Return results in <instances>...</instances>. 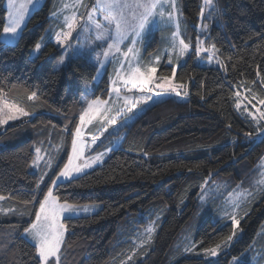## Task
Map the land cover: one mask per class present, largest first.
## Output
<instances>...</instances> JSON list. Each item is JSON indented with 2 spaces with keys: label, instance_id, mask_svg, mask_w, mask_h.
Returning <instances> with one entry per match:
<instances>
[{
  "label": "trees",
  "instance_id": "1",
  "mask_svg": "<svg viewBox=\"0 0 264 264\" xmlns=\"http://www.w3.org/2000/svg\"><path fill=\"white\" fill-rule=\"evenodd\" d=\"M179 1L185 22L181 34L190 46L174 76L176 85L184 86L179 88L183 93L178 98L141 103L120 115L97 137L98 149L111 136H120L118 147L103 163L54 185L53 195L60 202L102 205L96 213L64 219L66 233L58 264H230L252 249L253 243L260 245L259 257L264 256V194L238 220L235 230L231 220L213 218L208 212L201 216L199 211L203 183L225 182L230 190L249 188L255 165L264 154V139L255 140L263 122L257 124L250 118L255 108L248 103L264 111L258 103L264 99V0H213L222 24L206 26L200 33L203 0ZM55 4L56 0H44L30 14L15 43L0 40V96L27 108L34 114L32 123L56 126L68 142L82 109V85L93 79L96 68L75 57L55 69L60 50L51 41L37 57H30ZM5 13L4 0H0V34ZM197 34L202 48L214 46L219 64L196 63ZM172 69L161 64L159 73L170 75ZM108 85L104 75L95 95L105 98ZM240 91L245 92L244 106L238 108ZM33 92L36 98L29 100ZM31 120L26 116L0 126V138ZM30 135L29 131L26 139L0 148V195L5 197L0 201V209L5 210L0 211V264H40L35 246L22 231L32 222L52 178L36 197L37 175L29 169L34 158ZM14 207L19 214L8 212ZM192 221L199 224L191 250L176 254L171 248ZM149 227H153L151 239L137 246L140 233ZM229 236L234 241L217 257L189 254L193 249L202 253L228 243Z\"/></svg>",
  "mask_w": 264,
  "mask_h": 264
},
{
  "label": "rangeland",
  "instance_id": "2",
  "mask_svg": "<svg viewBox=\"0 0 264 264\" xmlns=\"http://www.w3.org/2000/svg\"><path fill=\"white\" fill-rule=\"evenodd\" d=\"M43 1L44 0H15V3L18 6L21 4L26 6L24 18L21 21L20 26L17 28L16 33H5L4 28L6 26H10V7L9 0H4V6L6 9L5 24L0 34V40L7 44L15 43L19 37L21 29L25 26L28 17L35 9L41 6ZM65 4L76 6L65 8ZM95 4L96 0H80L79 4H76V0H56L55 5L57 9L50 14L49 24L45 28L44 34L37 42L41 44V48L37 50L34 46L29 53L30 57H37L47 42L51 41L60 50V54L54 63L55 69L64 67L68 61L75 57H81L95 65L96 69L93 79L83 83L81 89L80 103L82 105V109L79 114L76 128L78 125L80 126V144L83 148V155L79 159L74 160V163L83 165L98 154L104 153V155L101 160L93 163L91 167L84 168L80 173H74V178L102 164L110 152L118 147L120 136L114 135L105 142L103 147L97 149L96 146L97 143H99L97 142V137L104 130V128H106L111 123L113 118L116 119L120 115L128 112V108L131 107V103L143 101L148 97H151V99L147 100V103H152L160 101L169 96H175L177 98L181 96V93H183V90L181 89H178L179 95H177L176 92L171 91L168 88L162 89L157 87V85L164 82V77L170 78L173 84H177L174 79L175 74H173V71L170 75H167L165 73L160 74L159 69L161 64L172 66L177 69V67L186 60L190 52V47L183 56L178 55L177 51H173V33H178L176 41L178 44L179 39H183V34H181L182 31H185V22L183 23L181 20L183 18V14L181 12L180 1L174 0V7L171 5L166 6L165 16L163 19L157 15L154 17V22H151L146 27L145 33L143 34L141 40L135 45L137 50L135 53L129 54L127 58L124 56L123 53L126 52L128 47L132 44L131 39H128L122 44L119 53L110 54L107 58H105L103 55V49L108 47L109 41L101 42L96 40V29L94 23L90 22L88 19L89 12L93 10ZM169 12H171L173 15V19L170 21L167 19ZM103 15V13L97 10L93 16V21L100 23L105 28H107L109 26L103 19ZM65 16H74L75 28L72 30V35L70 36L69 41H66L65 44L62 45L59 44V40L63 39V33L69 31L67 25L64 22ZM221 24L220 10L215 5L213 0H203L197 32H203L206 26L209 28V25L221 26ZM184 42L187 43L185 40ZM198 42L199 47L201 48V53L199 56L196 55V63L202 65H210L211 63L219 64L218 57L213 49L202 48V38L199 34L195 36L194 40L196 47L198 46ZM97 52H100L99 59H97ZM195 54H197L196 49ZM204 55L207 56L205 59L203 58ZM101 61H103V64H101ZM151 67H155L157 71L153 74V80L150 84L142 85L139 83L138 78L134 79V73L137 69L143 72L147 68ZM104 75H107L109 85L106 97L101 98L99 95H95L94 92L100 79ZM158 93L160 95H157ZM237 94H239L238 103L241 105L240 107H243L244 102L242 99L245 97V92L240 91L237 92ZM125 98H127L130 103L126 104ZM90 103H92L93 109L95 111L92 113L91 119L86 117L85 121L82 122L80 119L81 114L89 108ZM248 103L255 108L253 112L250 111L252 114L250 115V118H252L257 124L263 122V125L258 129V131L264 130V119L253 118L254 116L258 118L260 112L264 111L260 110L259 106L252 103L250 100H248ZM139 104L141 103H138L137 105ZM4 105H13V103L6 101L0 96V107H3ZM16 106L28 113L27 119L31 120V118L34 116V114H30L27 108L19 107L18 105ZM23 117L26 116H20L19 118ZM10 121L12 120H9L8 122ZM4 125L5 124H2L0 126ZM76 128L71 133L70 141L67 142L65 134H62V131L56 128V126L54 127L53 124L43 127L39 123H32L31 120L16 126L9 131V135L0 138V148H4L11 145L12 142L17 143L18 141L26 139L30 131L32 145L34 148V158L29 165V169L37 175V181L40 180L41 176L44 177L43 181L40 182L39 188L36 184V197L50 178L52 179L48 189L50 187L53 189L54 185L52 181L57 178V174L68 162V157L72 153V139ZM257 139L258 138L256 135L255 140ZM37 149L40 150V160L34 164L33 161H35L37 158ZM109 149L111 150L108 151ZM65 153H67L65 162L62 167L56 171V168ZM49 159L52 160L51 167L48 166ZM255 169L256 173L251 181L252 186L249 188H242L238 186L235 189L230 190L227 188L228 186L225 182L212 181L207 184L203 183L201 185V192L199 194V211L201 212V216L208 212L210 214L212 213L213 218H215L217 215V217H225L232 221L233 208L229 203L230 194L235 195L238 192L247 191L248 193H251V195L246 199H242L241 205L236 211V219L240 220L243 215L249 211L251 204L255 203L264 194V184L260 183L261 180H264V154L256 163ZM70 179L72 178L61 177L57 183ZM48 189L45 191L44 196L47 194ZM44 196L41 200H43ZM201 197H203V199H201ZM35 201L36 198L31 203L32 209L34 207ZM58 203L64 204L65 202L58 201ZM68 204L79 206L81 211L65 213L61 215L60 221L63 224L65 218L93 214L98 212L102 207L101 203L97 202L86 204ZM29 206L30 204L26 205V208ZM84 206H88L91 210L89 212H84L82 210ZM39 207L40 202L35 210L32 222L36 219V212L39 210ZM214 207L216 208V211L214 210ZM17 210L18 209L14 207L13 209L8 210V212L19 214ZM195 219L197 220V216ZM199 221H192L189 223V225L182 232L183 234H180L181 236L172 246L171 251L174 249L176 254L179 252H188L186 249H190L189 246L194 243L193 238ZM146 230L147 229L140 233L141 237L139 243H136L137 246H141L143 244L141 243V240L144 241L145 239H148V233ZM261 232H264V226L261 229ZM65 233L66 226L64 229V236ZM22 236L33 245L35 244L32 237L25 234L24 230L22 231ZM234 239L235 237H233L228 243L218 244L220 247L218 248L216 256H211L205 252L200 253V250L194 249L192 250L193 252L191 251L189 254L214 258L217 257L221 251L228 248ZM253 244L254 245L252 246V249L250 248L251 250L248 249L240 256L233 258L230 264H242L245 261L256 264L260 260L264 261V256L259 257L262 255V251L259 250L260 245L257 246L256 243ZM261 248H263V246H261Z\"/></svg>",
  "mask_w": 264,
  "mask_h": 264
},
{
  "label": "snow or ice",
  "instance_id": "3",
  "mask_svg": "<svg viewBox=\"0 0 264 264\" xmlns=\"http://www.w3.org/2000/svg\"><path fill=\"white\" fill-rule=\"evenodd\" d=\"M80 0H76V4H79ZM167 5L174 7V0H96V4L93 7V10L89 12L88 19L90 22L94 23L96 29V40L104 42L109 41L108 47L103 49V55L107 58L110 54L119 53L121 50L122 44L131 39L132 44L128 47V50L124 52V56L127 58L129 54L135 53L137 50L135 45L141 40L143 34L145 33L146 27L154 22V17L159 15L162 19L165 16V9ZM75 7L76 5L65 4V8ZM10 7V26L4 28L5 33H16L17 28L20 26L21 21L24 18V12L26 6L21 4L17 5L15 0H9ZM103 13V19L107 22L108 26L105 28L100 23L93 21V16L96 11ZM167 19L170 21L173 19L171 12L168 13ZM64 22L67 25L69 31L63 33V39L59 40V44H65L66 41H69L70 36L72 35V30L75 28L74 16H65ZM178 33H173V51H177L178 55L183 56L185 52L189 49V44L185 43L183 39H179L177 44ZM70 46V45H69ZM35 48L39 50L41 44L37 43ZM214 50V46H213ZM197 56L201 53V48L196 47ZM97 59L100 57V52H97ZM63 62V61H62ZM103 64V61H101ZM157 71L155 67L147 68L145 71L141 72L139 69L134 73V79L138 78L139 83L150 84L153 80V74ZM173 74L176 72V68L172 69ZM163 83L157 85L159 88H168L171 91H174L179 95L178 89L184 87L181 85L173 84L171 79L168 77L163 78ZM157 95H160L159 93ZM36 98V93L33 92L29 95L28 99L33 100ZM151 97L146 98L143 101H137L131 103V107L128 108V111L131 112L132 109L137 107L138 103H147V100ZM237 99H239V94H237ZM125 102L130 103V101L125 98ZM261 105H264V99L259 101ZM241 105L238 103L237 107ZM95 110L93 109L92 103L89 104V108L86 109L81 114V121L84 122L85 118H92V113ZM259 111V110H257ZM28 113L23 109L18 108L16 105H4L0 107V125L6 124L9 120H16L20 116H27ZM102 115V114H101ZM249 115H252L249 113ZM254 119H264V112H260L259 117H253ZM111 123L115 124L116 121L113 118ZM81 131L80 126L78 125L75 133L73 134L72 139V153L68 157V162L57 174V178L52 181L53 185L57 184V181L63 178H74V173H80L86 167H91V165L103 158L104 153L98 154L95 157H92L88 162L83 165L74 163V160L79 159L83 155V148L80 144ZM258 139H264V130H260L257 133ZM109 149L108 151H110ZM37 158L33 163H37L40 160L39 152L37 149ZM146 155V153H145ZM48 166H52V160L49 159ZM44 177L41 176L40 180L37 181V187L39 188L40 182L43 181ZM261 184H264V180L260 181ZM53 189L50 187L47 194H45L43 200L40 201L39 210L36 212V219L24 229L25 234L32 237L35 242L34 246L36 253L38 254L40 264H52V259L55 258L57 264L60 258L61 244L64 239V224L60 221V216L65 213L79 212L81 208L77 205L68 204H59L57 198L53 196ZM251 193L247 191L238 192L235 195L230 194L229 203L233 208L232 214V224L233 229L235 230L238 227L239 221L236 219V211L239 209L242 199H246L250 196ZM5 197L0 195V200H4ZM203 199V197H201ZM27 203V202H26ZM84 212H89L91 209L88 206H84L82 209ZM0 211H5L0 209ZM148 239H151V233L153 228L149 227L147 230ZM235 235V231L233 232ZM232 236L227 237L228 241L232 240ZM220 245L213 247L211 249H204L205 253L210 254L211 256H216L218 248ZM191 250V249H186Z\"/></svg>",
  "mask_w": 264,
  "mask_h": 264
},
{
  "label": "crops",
  "instance_id": "4",
  "mask_svg": "<svg viewBox=\"0 0 264 264\" xmlns=\"http://www.w3.org/2000/svg\"><path fill=\"white\" fill-rule=\"evenodd\" d=\"M56 9H57V7L54 8V11H56ZM54 11H53V12H54Z\"/></svg>",
  "mask_w": 264,
  "mask_h": 264
},
{
  "label": "bare ground",
  "instance_id": "5",
  "mask_svg": "<svg viewBox=\"0 0 264 264\" xmlns=\"http://www.w3.org/2000/svg\"><path fill=\"white\" fill-rule=\"evenodd\" d=\"M197 55V54H196Z\"/></svg>",
  "mask_w": 264,
  "mask_h": 264
}]
</instances>
